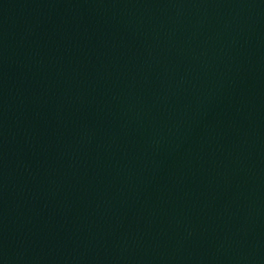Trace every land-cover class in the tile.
<instances>
[{
	"label": "water",
	"instance_id": "obj_1",
	"mask_svg": "<svg viewBox=\"0 0 264 264\" xmlns=\"http://www.w3.org/2000/svg\"><path fill=\"white\" fill-rule=\"evenodd\" d=\"M0 264H264V0H0Z\"/></svg>",
	"mask_w": 264,
	"mask_h": 264
}]
</instances>
